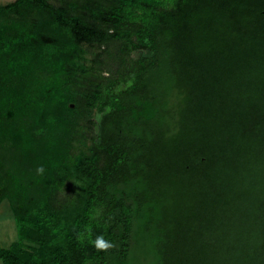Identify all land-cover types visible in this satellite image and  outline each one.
<instances>
[{
    "label": "trees",
    "instance_id": "16d2710c",
    "mask_svg": "<svg viewBox=\"0 0 264 264\" xmlns=\"http://www.w3.org/2000/svg\"><path fill=\"white\" fill-rule=\"evenodd\" d=\"M5 200L4 264H264V0L0 4Z\"/></svg>",
    "mask_w": 264,
    "mask_h": 264
},
{
    "label": "rangeland",
    "instance_id": "374dc122",
    "mask_svg": "<svg viewBox=\"0 0 264 264\" xmlns=\"http://www.w3.org/2000/svg\"><path fill=\"white\" fill-rule=\"evenodd\" d=\"M13 0H0V4ZM18 237V227L14 218L13 210L8 201H4L0 205V245L4 247L10 244ZM0 264H4L0 258Z\"/></svg>",
    "mask_w": 264,
    "mask_h": 264
},
{
    "label": "clouds",
    "instance_id": "9594fccd",
    "mask_svg": "<svg viewBox=\"0 0 264 264\" xmlns=\"http://www.w3.org/2000/svg\"><path fill=\"white\" fill-rule=\"evenodd\" d=\"M39 171H42V169H39Z\"/></svg>",
    "mask_w": 264,
    "mask_h": 264
}]
</instances>
